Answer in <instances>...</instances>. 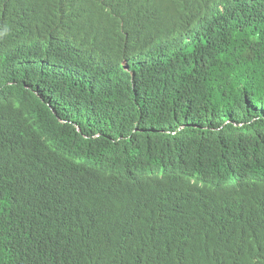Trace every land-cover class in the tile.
Listing matches in <instances>:
<instances>
[{
    "label": "trees",
    "instance_id": "1",
    "mask_svg": "<svg viewBox=\"0 0 264 264\" xmlns=\"http://www.w3.org/2000/svg\"><path fill=\"white\" fill-rule=\"evenodd\" d=\"M0 264H264V0H0Z\"/></svg>",
    "mask_w": 264,
    "mask_h": 264
}]
</instances>
